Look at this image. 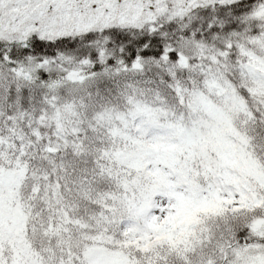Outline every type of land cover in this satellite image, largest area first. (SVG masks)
I'll return each instance as SVG.
<instances>
[{
  "label": "snow or ice",
  "instance_id": "6c2138e0",
  "mask_svg": "<svg viewBox=\"0 0 264 264\" xmlns=\"http://www.w3.org/2000/svg\"><path fill=\"white\" fill-rule=\"evenodd\" d=\"M0 264H264V0H0Z\"/></svg>",
  "mask_w": 264,
  "mask_h": 264
}]
</instances>
